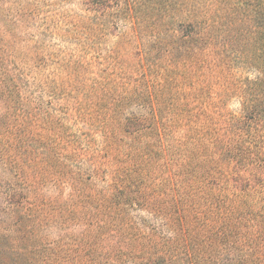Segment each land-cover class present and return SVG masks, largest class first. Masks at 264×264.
Segmentation results:
<instances>
[{
  "label": "trees",
  "instance_id": "obj_1",
  "mask_svg": "<svg viewBox=\"0 0 264 264\" xmlns=\"http://www.w3.org/2000/svg\"><path fill=\"white\" fill-rule=\"evenodd\" d=\"M80 6L73 16H88L93 35L116 25V16H127L123 23L134 31L144 27L143 16L158 14L185 16L172 25L197 31L143 34L145 56L133 66L138 72L109 54L94 60L96 68L79 53L59 56L73 69L74 119L85 118L84 132L66 129L31 91L32 82L26 80L23 96L15 78L6 80L0 162L27 186L29 211L40 209L41 220L61 231L81 229L58 236L57 264L81 253L103 258L108 240L132 264L143 242L154 240L167 245L144 264L160 256H170L168 264H234L210 258L225 238L237 256L236 246L252 260L260 251L252 243L264 242V0H87ZM226 16L263 19L239 30ZM190 40L202 48L185 45ZM43 42L36 47L44 49ZM160 45L165 53L154 60L149 55ZM232 96L239 107L228 112ZM86 136L98 137L100 150L83 148ZM43 187L55 193H41ZM154 209L165 213L168 240L148 231L137 214ZM193 224L203 236L191 231ZM250 251H257L254 257Z\"/></svg>",
  "mask_w": 264,
  "mask_h": 264
},
{
  "label": "rangeland",
  "instance_id": "obj_2",
  "mask_svg": "<svg viewBox=\"0 0 264 264\" xmlns=\"http://www.w3.org/2000/svg\"><path fill=\"white\" fill-rule=\"evenodd\" d=\"M82 1L86 3L87 0H0V116L6 113L3 89L6 80L13 77L18 82L20 86L18 88L23 96L27 93V81L32 82L31 91L40 96L47 110L58 114V118L64 121L66 129L84 132L87 130L83 124L85 118L74 119L78 109L74 108L77 94L74 93L73 69L69 64L66 65L59 56L79 53L81 59L89 60L90 64L96 68L99 63L94 60H98L99 56L105 58L109 54L113 62L123 58L122 60L126 61L123 64L131 65V70L138 72L141 67L135 69L133 66H138V62L145 56L141 45L143 34H155L158 30H162L169 37L172 28L176 29L180 35L196 34L197 31L189 27H180L176 23L172 25L175 19L181 20L185 16H159L158 14L157 16H143L146 19L144 27L142 24V29L138 27V30L134 29V31L130 30L129 25L123 23L127 16H116L118 21L116 25L93 35V29L88 24V16H73L74 10L84 8L80 6ZM67 13L70 16H64ZM226 17L228 20L234 18L231 27L239 30L245 29L249 24L260 23L261 18L263 19V16H259L255 21L241 22L236 20L237 16ZM39 32L42 33L38 34ZM36 40L42 42L46 40V43H42L45 48H37ZM185 45H189L191 49L194 47L196 50L202 48L200 41L195 43L190 40ZM182 48L173 51L172 55L178 58V55L183 53ZM165 49L163 45L157 46L149 56L152 59L162 57ZM165 65L168 64L165 63ZM234 72L238 74L239 70L236 69ZM253 74L249 75L253 77ZM238 107V101L234 96L226 100L228 112H235ZM91 134L88 133V135ZM85 138L89 140L83 141V148L90 145V151L100 150L101 140L98 137L86 136ZM26 187L0 162V264H57L58 236L65 235L64 233L78 235L81 229L70 227L61 231L58 224L52 223L48 226L44 223L41 220L40 209L34 212L29 211L28 203L32 195ZM45 187L41 193L47 192ZM47 193L55 192L52 190ZM195 210L200 211L196 208ZM149 211L150 213L146 210H139L137 214L144 218L148 231L161 232L168 240V223L163 224L165 213L157 209ZM179 211L183 212V208L180 207ZM145 226L142 227L145 228ZM192 226L191 231L194 230L199 236L204 235L201 228H195L194 224ZM197 240L207 241L204 237L197 238ZM221 243L225 245L217 250L214 249L210 254L212 260H223L234 264H264V242L252 243L258 248L257 250L260 249L257 254V251H250L253 257L256 254L252 260L247 257L245 260L243 256L245 250L238 246H236L239 254L237 256L235 248L228 244L227 238ZM103 245L106 248V256L103 258L81 253L80 255L74 254L71 258L63 257L58 262L59 264H132L128 261L127 254L121 250L114 253V241L108 240V243H103ZM165 245L167 244L155 240L149 245L143 242L142 253L136 255L138 264L146 263L147 256H156ZM120 248L123 249V245ZM169 251L170 248L168 254H171ZM169 259L170 256L164 260L160 256L153 264H168Z\"/></svg>",
  "mask_w": 264,
  "mask_h": 264
}]
</instances>
